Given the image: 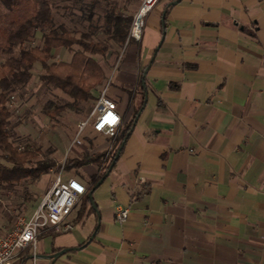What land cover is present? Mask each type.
<instances>
[{
  "label": "crops",
  "instance_id": "1",
  "mask_svg": "<svg viewBox=\"0 0 264 264\" xmlns=\"http://www.w3.org/2000/svg\"><path fill=\"white\" fill-rule=\"evenodd\" d=\"M144 27L108 90L113 143L129 126L116 160L89 192L114 145L88 138L97 150L73 161L104 164L63 169L86 188L70 228L13 264H264V0H159Z\"/></svg>",
  "mask_w": 264,
  "mask_h": 264
},
{
  "label": "trees",
  "instance_id": "2",
  "mask_svg": "<svg viewBox=\"0 0 264 264\" xmlns=\"http://www.w3.org/2000/svg\"><path fill=\"white\" fill-rule=\"evenodd\" d=\"M57 0H0V190H10L16 185L36 182L55 167L53 161L37 162L30 166L35 154L25 145L15 147L9 140L10 99L24 89L32 78L33 65L41 66L39 80L48 87L60 90L76 105L95 102L96 89L105 81V75L94 55L104 56L106 48L93 42L91 32L82 33V38L72 36L65 23L58 21L53 13ZM76 2L77 0H66ZM102 18V19H101ZM133 15L125 7L105 9L101 14L102 26H95V34L101 29L109 41L117 46L129 43V31ZM39 35L41 47L29 46ZM77 46L70 62H49L54 49H71ZM50 116H56L63 107L53 102L45 106ZM129 126L120 134L99 177L93 182L89 192L106 175L117 157V152L126 139ZM104 154L68 161L65 170L80 168L89 163H100ZM89 193L82 204L93 206Z\"/></svg>",
  "mask_w": 264,
  "mask_h": 264
},
{
  "label": "rangeland",
  "instance_id": "3",
  "mask_svg": "<svg viewBox=\"0 0 264 264\" xmlns=\"http://www.w3.org/2000/svg\"><path fill=\"white\" fill-rule=\"evenodd\" d=\"M140 3L141 0H77L76 2L57 0L54 2L53 13L55 18L65 23L72 31V36L82 38V33L91 32V40L99 42L106 48L104 56L94 55L105 75V81L94 93L95 100L104 86L108 85L109 90L110 86L116 84L119 75L125 71L122 58L132 41L117 46L109 41L103 29H101L102 33L98 35L94 33L93 28L102 26L103 23L100 17L105 9L125 7L127 13L133 15ZM143 30H145V27H143ZM38 38L39 35L37 40L31 42L29 46L41 47V41ZM77 49V46L71 49H54L51 52L52 56L49 62H70L73 53ZM40 73L41 66L38 63L34 64L29 84L10 99L8 106L11 116L7 129L9 140L15 147L22 148L28 145L34 152L35 156L31 160L30 166L37 162H55L56 166L48 171L54 177L68 161L79 159L87 152L97 150H91L92 146L88 144L90 139L93 140V144L96 146L102 144L104 146L102 149H107L115 142L113 143L112 139L105 135H101L99 140L93 139L97 134L92 131L90 125L92 120H90L84 135L82 136L83 133H81L78 137L79 143H74L78 125L89 118L94 101L74 105L72 99L60 90L50 88L42 83L39 80ZM49 101L63 107V110L54 117L50 116L45 109ZM102 164L104 162L100 159V165L102 166ZM78 172L88 179L84 171L80 170ZM48 180L49 176L44 174L36 182L16 185L10 190H0V237L12 229L18 220L28 219L32 215L45 191L52 185L51 180ZM80 206L81 202L79 201L73 208V215L77 214ZM38 246L40 247V244ZM28 264L43 263L40 261L34 263L30 259Z\"/></svg>",
  "mask_w": 264,
  "mask_h": 264
},
{
  "label": "built area",
  "instance_id": "4",
  "mask_svg": "<svg viewBox=\"0 0 264 264\" xmlns=\"http://www.w3.org/2000/svg\"><path fill=\"white\" fill-rule=\"evenodd\" d=\"M159 0H141L137 11L133 14L129 39L139 42L146 17L154 9ZM91 121V124L89 123ZM88 124L92 130L113 138L117 134L121 117L117 105L108 97V85L104 86L97 95L89 118L78 125L74 143ZM63 168V167H62ZM56 175L51 187L44 193L38 207L28 219L18 220L16 225L4 236L0 237V264H13L21 252L28 247L35 248L40 234L60 228L69 229L65 219L69 216L80 198L86 193V188L75 179L62 181V169ZM129 216L126 208L118 207L115 220L124 224Z\"/></svg>",
  "mask_w": 264,
  "mask_h": 264
},
{
  "label": "water",
  "instance_id": "5",
  "mask_svg": "<svg viewBox=\"0 0 264 264\" xmlns=\"http://www.w3.org/2000/svg\"><path fill=\"white\" fill-rule=\"evenodd\" d=\"M118 153H119V151H118ZM118 153H117V156H118ZM110 170V169H109ZM108 170V171H109ZM107 174H108V172L106 173V175L105 176H107ZM105 176L97 183V185H99L101 182H102V180L105 178ZM62 254V252H59V253H56V254H54V255H52V256H50L52 259H55V258H57L58 256H60Z\"/></svg>",
  "mask_w": 264,
  "mask_h": 264
}]
</instances>
